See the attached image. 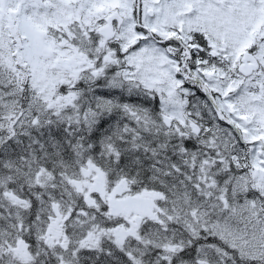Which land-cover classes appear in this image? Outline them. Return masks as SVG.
<instances>
[{"label":"snow or ice","instance_id":"6c2138e0","mask_svg":"<svg viewBox=\"0 0 264 264\" xmlns=\"http://www.w3.org/2000/svg\"><path fill=\"white\" fill-rule=\"evenodd\" d=\"M0 264H264V0H0Z\"/></svg>","mask_w":264,"mask_h":264}]
</instances>
